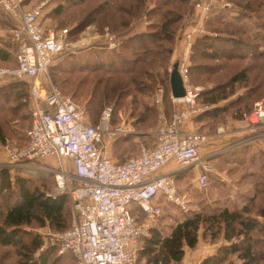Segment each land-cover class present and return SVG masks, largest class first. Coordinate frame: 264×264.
I'll list each match as a JSON object with an SVG mask.
<instances>
[{"label":"trees","instance_id":"16d2710c","mask_svg":"<svg viewBox=\"0 0 264 264\" xmlns=\"http://www.w3.org/2000/svg\"><path fill=\"white\" fill-rule=\"evenodd\" d=\"M146 1L60 0L50 16L58 27L68 26L72 38L89 24L108 26L109 32H122L146 16ZM229 1L232 2L230 7L215 4L209 7L203 23L205 30L197 34L189 51L190 82L204 84L197 97L198 103H217L204 115L212 127L221 119L220 112L242 118L256 99L264 98V0ZM189 2L156 0L150 12L156 20L148 23L147 28L128 34L117 48L94 50L91 45L83 52L69 53L66 58L65 54L55 55L59 59L52 66L53 81H58L62 75L95 74L86 101L87 114L93 123L103 107L114 102V110H117L124 102L122 99L131 94L134 114L154 116L157 112L158 118L157 105L148 104L141 95H151L159 86L164 91L163 112L169 114L173 102L169 95L170 71L166 59L171 57L174 36ZM9 58L10 53L0 48V65H14L5 63ZM62 58L66 61L62 62ZM13 79L0 84V142L8 135L13 141L17 139L18 145H23L27 142L25 130L31 124L29 86L27 80ZM87 81L85 76L79 84L85 85ZM59 83L62 92L67 94L66 82ZM75 87L71 91L73 95L80 86L76 84ZM240 89L243 90L239 92ZM154 124L156 120L150 122V126ZM144 131L119 135L113 140L117 146L115 150L123 148L135 152L138 139H150L148 130ZM127 143L133 146L128 147ZM241 154L238 155L239 165L245 168L252 165L253 169L245 171L239 181L253 177V194L242 204L234 200L224 202L219 208L189 210L183 219L169 225L167 232H161L159 226L151 227L150 234L142 236L138 242L139 264L181 262L184 247L196 246L200 230L204 239L222 234L227 242L197 264H216L231 253L241 258V264H264V252L256 246L257 243L264 246V151H250L244 146ZM122 158L126 156L119 160ZM34 178L21 173L17 167L0 166V246L11 253L12 263L9 264H75L72 253L59 254L56 247H49L39 252L38 259L34 258L42 245L41 238L23 227L48 225L53 230L64 229L70 223L72 207L68 190L54 192L55 181L49 187L46 186L50 182L48 178L43 175L37 177L39 181ZM7 257L9 254L5 257L0 254V264H8Z\"/></svg>","mask_w":264,"mask_h":264},{"label":"built area","instance_id":"2783aa9c","mask_svg":"<svg viewBox=\"0 0 264 264\" xmlns=\"http://www.w3.org/2000/svg\"><path fill=\"white\" fill-rule=\"evenodd\" d=\"M21 1L0 0V7L19 21L12 28L11 36L20 42L16 63L0 65V79L30 78L31 124L25 130V144L13 145L5 138L2 146L6 156L0 159V166L25 169L33 160L56 157L54 192L71 186L73 213L66 228H48L44 244L70 251L75 264H139V239L149 233L153 221L162 212L158 195L163 194L181 210L188 208V199L177 189L175 171L199 166L197 183L201 188L208 186L212 165L200 154V146L208 140V132L183 130L181 124L213 107L214 103H198L203 86L190 82L189 60L186 56L179 58L178 69L185 93L177 98L170 94L179 107L158 125L150 145L141 140L136 153L123 160H113L106 146L119 135L134 131V121L113 122V108L106 105L97 121L91 123L86 119L84 108L49 77L46 76V85L42 84L41 79L54 56L65 47L75 46V42L67 39L68 28L45 29L39 22L50 0H39L28 9L22 7ZM195 4L204 12L210 7L208 2L196 1ZM162 93L163 88L157 87V102L161 101ZM243 116L252 125L263 124L264 100H256L253 109ZM216 131H221L220 126ZM63 156L71 157L72 172L63 168ZM169 163H173V168L160 173L159 170Z\"/></svg>","mask_w":264,"mask_h":264},{"label":"rangeland","instance_id":"374dc122","mask_svg":"<svg viewBox=\"0 0 264 264\" xmlns=\"http://www.w3.org/2000/svg\"><path fill=\"white\" fill-rule=\"evenodd\" d=\"M196 1H199L202 3L208 2V3H210V6L212 4H215L218 6H224V5H222V3L228 2V3H230L229 7L232 6V2L229 0H190L186 14L182 18V20L180 21L178 29H177L175 36H174L173 52L176 49L179 54H177V56L174 57V53L172 52L173 57L175 59L172 57V54H171V57L168 58V60L166 59V65H167V68L169 71L171 68V64L174 61L178 60L179 58L186 56L189 60V51H190L191 44H192L193 40L196 38L198 33H201L202 31L205 30L203 23H204V19L206 18L205 14L207 11L204 12L200 7H198L195 4ZM36 2L37 1L32 2L30 4H25L23 1H21L22 7L25 9L30 8ZM155 2H156V0H147L145 7H144V9H147L146 16L143 15L142 19L136 20L133 24L130 25V27H128L125 31H122V32H116V31L109 32L108 26L98 27L95 24H89L86 27H84L82 30H80L74 36L75 38H72L73 34L71 35L70 33H72V32H70V30L68 29L67 39H71L72 41H74L75 46L65 47L64 49H62L61 52L57 53L56 56L58 54L59 55L65 54L64 57L66 58L69 53L77 54L78 51L83 52L88 44H93L91 47L94 50H101L100 48L105 49V50H107L109 48H112V49L117 48L119 42L122 39H124L125 37H127L128 34L136 31V29L141 28V27L147 28L148 23L151 24L152 21L156 20L157 17L155 15H153V13H150L152 11V8L155 6ZM262 8H264V6H262ZM197 24H199V25H197ZM52 25L54 26V29H60V28L66 27V25H63L62 27H58L57 24H55V22H53V21H52ZM44 28L48 29L46 27H44ZM66 28H68V26ZM122 33H124V34L122 35ZM94 34H95V36H92ZM187 34H191V35L188 36ZM182 38H183L185 44L181 43L182 41L180 42V40H182ZM110 40L113 41L114 45L108 44V41H110ZM190 42H191V44L189 46V50H187L188 44ZM180 44H181V47L179 48ZM183 44H184L185 48L183 47ZM56 56H54L52 63L48 67V70H47L48 72L45 73L43 75V77H46V76L49 77L51 79V81L55 84L58 82L59 88L61 86V84L59 82L65 81L66 83L64 85L67 84V86L64 88L67 89V92H66L67 95H69L70 98L74 102H76L78 105H80L81 107L84 108L85 113H86V119L89 122L93 123V121L90 120V117L87 114L86 101H87V98L90 94L91 87H93V79L92 78H93V75L95 76V74L89 76L87 73L81 72V74H76V75H72V76L62 75L63 77L60 76L59 78H61V77L62 78L55 82L52 79L51 72H52V68H53L52 66H54L56 61L59 59V56L58 57H56ZM65 58H62V62L66 61ZM85 76L88 80L87 83H85V85H83V84L80 85L81 80ZM47 77H46V79H47ZM76 84L80 87L77 88L75 94L73 95L71 91L75 90ZM196 84H199L202 86L204 85L201 83H196ZM241 90H243V89H240L239 92ZM155 93H156V89L153 91V93L151 95H147V96L144 94L141 95V99L147 101L148 104H151V105H155L159 102L162 103L163 99H161V101H159V102H157L155 100ZM162 96H163V93H162ZM230 98H233V96H231ZM259 99L264 100V98H262V97H260ZM226 100L227 99L222 100V101L225 103ZM256 100H258V99H256ZM122 101H124V102L117 107V110H114V107H113L114 102L111 101V102H113V104L110 103V105L113 108L112 113H111V120L113 122H117L120 120H127V119L133 120L135 123V129L131 133L132 134H141L143 132H146L144 130H148L147 132L150 133L149 134L150 137H151V134H152V136H154L155 130L158 127V125L164 119H169V117H171V116H169L170 113L173 112L177 107H179L178 104L173 101L174 103L171 107L170 113L167 115L165 114V116H162L161 115L162 111L160 110V113L158 114V118H157L156 117L157 112H156V115H154V116H152L153 114H145L143 116H138V115L134 114L133 113V111H134V109H133L134 108L133 94L126 96L125 98L122 99ZM216 104L217 103H214L213 107L216 106ZM253 107H254V103H252L250 105V108H251L250 111L253 109ZM249 112H247V113H249ZM224 114H226V115H224ZM220 117H221V119L218 120L217 122H215L213 127L210 128V130L214 129L215 126H216V128H217V126H220V128H221L220 133H221L224 131V129L228 130V128L231 129L232 127L233 128L236 127L238 124H241V125H239V127H242V125L244 128H250V127L254 128L255 127V131L248 134V135L252 136L251 138L259 140L257 142L264 141V123L260 124V125H252L251 123H249L244 118V116L242 118H237V117L232 116V114H230V113L220 112ZM232 119H237V120L241 119L244 122L243 121L242 122L232 121ZM155 120H156V124L150 126V122H153ZM246 124H248L249 127ZM137 132H139V133H137ZM7 138L9 139V142L11 144L18 145L16 143L17 139L13 138L14 139V141H13L10 138V136H8V135H7ZM137 139L138 138H136L135 140H137ZM141 140L142 139H140V140L138 139V142ZM232 140H234V139H230L228 142H235ZM142 141L146 142V140H142ZM2 144H4V142H0V147ZM127 146L130 147L133 145H132V143L131 144L127 143ZM129 154L127 156H129ZM67 159L69 161H67ZM62 161H63V168L65 170H67L68 172H72L73 171V162H72L71 157L63 156ZM30 163H31V166L27 167L25 169H23V167H19V166H16V167L20 169L21 173L28 174V176H31L33 178L35 177L34 179H36L37 181H39L37 179V177H39L40 175H43L44 178H48L50 180V182L48 181L49 183H47L46 186L50 187L51 184L53 185V181H55V176H54L55 169L57 166L56 157L46 156L43 158L33 160ZM232 164L235 165L234 163H232ZM188 167H184L182 172L175 175L178 191L180 193H185L186 198L188 199V208L186 210H181L174 203H172L171 201H169L167 199H164L163 197H159V199L157 197V199H158V201L162 207V212L158 216V218L153 221L152 227L159 226L158 229H160L161 232H167V230H169V228H170V227L168 228V226L169 225L171 226L172 224L176 223L177 221H180L181 219H183L184 216L189 213V210H202V209H210V208H215V207L219 208L223 205L224 202L228 203V202H232L234 200H237L238 203L242 204V202L246 199V197L249 195H252L254 192L253 177L247 176L246 181H244L245 179L243 181H238L237 176L240 173L238 174L237 172L232 173L230 175V179L234 178L233 179L234 181H225L226 182L225 185H219L218 187L215 186L214 188H207L206 190H200L199 188L197 189V187L196 188L194 187L195 185H194V181H193V175L195 173L193 170H190ZM252 169H253V166L248 165L247 170H252ZM236 174H238V175H236ZM235 180H236V182H235ZM39 183L42 184L41 182H39ZM70 187L71 186H68V189H67L68 191H69ZM229 204H231V203H229ZM72 213H73V209L71 207V218H72ZM252 216L254 217L255 215L252 214ZM70 221H71V219H70ZM23 228L25 230H28V231H31L33 233L38 234L41 238V242H42L41 244H43V247L39 248L34 253L35 259H38L39 254L41 252L45 251L49 247H56L57 252L59 254L64 253V252L71 253L68 250H62L61 251L59 249V247L56 245L44 244L46 232H47L48 228L51 229L48 225H43V226L25 225ZM149 234H150V231L147 235H149ZM256 246H257V250L261 249L264 252V246H262L258 243ZM0 249L3 250L2 252H0V254L4 255V257L7 254H9V258L7 257L8 264L12 263L11 253L10 252L7 253V251H4L5 248H3L1 246H0ZM189 260L190 259L187 258V261L185 263L186 264H193L192 260L191 261H189ZM183 262L184 261H181L180 264H182ZM241 263H242L241 258L238 257L235 253H231V254H228L224 260L219 261L216 264H241ZM140 264H143V263H140ZM172 264H174V263H172ZM194 264H196V263H194Z\"/></svg>","mask_w":264,"mask_h":264},{"label":"crops","instance_id":"0c3cea01","mask_svg":"<svg viewBox=\"0 0 264 264\" xmlns=\"http://www.w3.org/2000/svg\"><path fill=\"white\" fill-rule=\"evenodd\" d=\"M22 1L25 4H30L32 2L39 1V0H22ZM58 2H60V0H50L45 5L43 12H42V16L40 17V21L44 27H46V28H52L53 27L54 28V26L52 25L53 20H52L50 15H51V11H52L53 7ZM18 24H19L18 19L14 18L6 10H4L2 7H0V48L3 49L4 51L10 53V58L8 60H5V63H10V64L16 63V50H17L20 42H19V40L12 39L11 30H12V28L17 26ZM197 25H199V24H197ZM138 29H144V28L141 27ZM212 34H215V33H212ZM92 36H95V34ZM180 42L185 44L183 38H182V40H180ZM184 44H183V47H184ZM91 45H93V44H88L87 46H91ZM180 47H181V44H180L179 48ZM173 53H174V57L177 56V54H179L176 49L174 50ZM173 53H172V57H173ZM6 65H8V64H6ZM11 65H13V64H11ZM189 65H190V60H189ZM9 79H13V78L2 79V80H0V84L6 83ZM13 80H21V79H13ZM23 80L28 81L29 87H28V91H27V97H28V104H29V109H30L31 108V101L29 99V89H30L31 81H30L29 77H26ZM41 82H42V84L46 85V83H47L46 77H42ZM170 94H171V92L169 93V95ZM170 97H171V95H170ZM162 98H163V96H162ZM171 99H172V97H171ZM172 102H173V100H172ZM156 105H157V108L162 111L161 115L165 116V114L163 112V108H162L163 107L162 103L159 102ZM211 108H209L208 110H210ZM208 110L186 119L181 124V128L183 130L200 129V130H204V131L208 132V140L200 146L201 156L203 158H206L208 160V162H210V164L212 165V168L208 172V186L206 188L199 187L197 180H196V174H197V170H198L199 166H189L191 168V170H193L195 173L193 175V181H194V185H195L194 187L195 188L197 187V189L199 188L200 190H206L207 188H214L215 187L214 183H217V182L226 183L225 181H234L233 180L234 178L230 179V175L232 173H235V172H237L238 174L240 173L239 175L236 174V175H238L237 176L238 181L241 178H243L242 175L244 174L245 171H247V168H245L246 167L245 165H239L238 155L241 154V150L244 146L247 147L250 151H253V150H263L264 151V141L257 142L259 140L251 138L252 136L248 135V134L255 131V127L254 128L253 127L244 128L243 125H242V127H239V125H241V124H238L234 128L233 127L231 129L228 128V130L224 129V131L221 133L220 132L218 133L216 131V127L214 129L210 130V128H212V126L204 117L205 113H207ZM120 121H122V120H120ZM232 121L242 122L243 120L232 119ZM117 122H119V121H117ZM246 125L248 126V124H246ZM129 133H131V132H129ZM230 139H234L232 141H235V142H228ZM152 140H153V136L151 134L150 139H148L146 141L147 145H150L152 143ZM242 141H244V142H242ZM113 143L114 142H112L106 146V151L113 160H119V159H121V157L127 156V154H129V153L134 154L138 151V145L137 144L139 142L136 144L137 146L135 149L136 151L134 150L135 152L129 151V150H124L123 148L115 150V147L117 148V146H116V144H113ZM5 156H6L5 149L1 145V147H0V159H4ZM67 161H69V160L67 159ZM232 163H234L235 165H233ZM172 168H173V163H169V164L165 165L164 167H162L159 170V172L160 173L165 172V171H168ZM183 168L176 170L175 175L182 172ZM235 182H236V180H235ZM181 194L185 195V193H181ZM159 197H163V194H159L158 199H159ZM257 217H259V216L257 215ZM226 242H227V240L223 237L222 234H220L217 238H214V239H211L210 236L206 237L204 239L201 236V230H200L196 246H194L193 248L188 247V246L184 247L185 253H184L183 260H182L184 262L182 264H186L185 262L187 261V258L190 259L189 261L192 260L193 264L194 263L197 264L200 259H202L203 257H205L207 255L214 253L220 245H222Z\"/></svg>","mask_w":264,"mask_h":264},{"label":"water","instance_id":"95a60500","mask_svg":"<svg viewBox=\"0 0 264 264\" xmlns=\"http://www.w3.org/2000/svg\"><path fill=\"white\" fill-rule=\"evenodd\" d=\"M170 92L175 98L181 97L185 93V88L183 85L182 78L178 69V61H174L171 64L170 74H169Z\"/></svg>","mask_w":264,"mask_h":264}]
</instances>
